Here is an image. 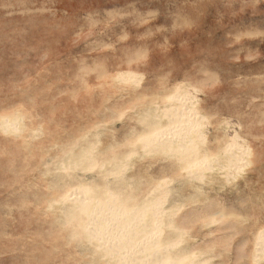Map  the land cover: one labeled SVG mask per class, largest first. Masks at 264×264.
Here are the masks:
<instances>
[{"label":"rangeland","instance_id":"obj_1","mask_svg":"<svg viewBox=\"0 0 264 264\" xmlns=\"http://www.w3.org/2000/svg\"><path fill=\"white\" fill-rule=\"evenodd\" d=\"M180 104L206 171L135 143ZM81 188L154 199L142 247L157 230L192 264H264V0H0V264L159 262L114 259L108 213L68 214Z\"/></svg>","mask_w":264,"mask_h":264},{"label":"bare ground","instance_id":"obj_2","mask_svg":"<svg viewBox=\"0 0 264 264\" xmlns=\"http://www.w3.org/2000/svg\"><path fill=\"white\" fill-rule=\"evenodd\" d=\"M127 78H133V76L127 75ZM184 96H186V95H184ZM171 98L172 97L169 96L167 99L171 100ZM177 98H179V97H177ZM188 100H189V98H188ZM186 101H187V99H186ZM186 101L183 100L182 103L187 104ZM182 105L183 104H180L177 107H173L170 110L164 109L165 112H164L163 116H167L166 118L168 119V121L170 123L167 124L162 129V127H160V124H159V123H161V121L158 119L154 120L152 123H150L148 125L149 131L147 133H145L144 135L140 136V138H138L135 141V143H139L141 145L143 152L146 151V149H149V150L151 149V151L154 150L156 152L157 151L160 152L161 154L162 153L168 154V155L175 157L177 160L180 161V163L181 162L186 163L185 169H187L188 171L190 170V172L193 169L206 171V169H210L211 164L215 160V157L211 156L212 158L211 157L208 158L205 155L203 156V154H202V156L200 155L199 149H200V145L202 143V136H201L202 132L200 134V132L198 130H199V127L200 128L202 127L200 125L201 123L198 120H194V118L190 119L187 116V114L185 115L186 111L184 112L182 110L183 109L182 107L184 106V105L183 106ZM186 109H188V108H186ZM147 117H148V115H147ZM199 119H201V117ZM8 125H6V126L8 127ZM165 131L166 132L169 131L168 134H169V136L170 135L171 136L168 138H165L166 136H164V138H162L163 137L162 135L164 134ZM203 138H204V136H203ZM135 143H132V144H135ZM231 144L229 146L226 145L227 146L226 149L231 150L233 148V147H231V146H233V143H231ZM234 144H235V142H234ZM201 146H203V145H201ZM229 147H231V148H229ZM235 147H237V146H235ZM226 151H228V150L224 151L228 156L225 159L226 160L225 162H228V166H229L231 164V160L228 159V157H230L231 153L226 152ZM89 152H85L84 154L82 153L83 155L81 156L80 159H77V160L74 159L72 162H70L68 160L66 166H68V162H70L69 165L71 164L74 167L81 165L83 163L82 159H85L86 155L89 156ZM245 152L247 153L246 150H245ZM223 155H225V154H223ZM245 156L248 157V155H245ZM89 157H86V158H88V160H89ZM217 158H219V157H217ZM125 159H126V157H125ZM114 160H113L114 164L112 165L111 170H114V172L118 174L119 172H121L120 169L124 168V167H123L122 163H117V160H115L116 162ZM216 161H217V159H216ZM220 161H221V158H220ZM217 162H215V163H217ZM108 164L110 165V163H108ZM241 166H242V164H241ZM201 174H202V172L200 174H198V176H201ZM199 178H201V177H199ZM78 190H80V189H78ZM95 191L96 190H94V193H96ZM92 192L93 191L89 188H85V189L81 188V190L79 191L80 194H82L84 196H91L92 198L88 197L87 200H89V201H82V199H78L75 202V204H73L74 208L72 210H70L68 214L70 217H74L75 212L77 211L76 212L77 214L79 212L80 214H82V215H84L90 219L91 217L94 216V214H92L94 212V210H93L94 206H96L97 208L103 209L106 212V214L108 213V215H109V218L107 221L108 225H106V226H118L115 233L114 234L112 233V238H109V244H110V246L111 245L113 246L114 251L117 253V257H118V258H114V257H116V256H114L113 258L114 259H122V252H126L128 249H132L135 246H138L139 243H141V241H143L142 238H144V239L146 238V237L140 238V237H138V234L145 232V229H147L148 226H155V227L157 226V224H156L157 221L152 222L150 220V222H149V218H148V214H149L150 210H152V207L156 206L157 203H154V199H152V200L150 199V201H147L145 203H141V205H139V206L138 205L137 206L132 205L134 207H132V206L129 207V206H127L128 203L126 204V202H131V200H132L130 198V201L129 200L126 201L129 197L127 199H122L123 197L122 196L119 197L118 194H116V193H111V192L103 191V190H102L103 193L99 197L96 194H95L96 196L93 197V195H91ZM79 193H77V194H79ZM140 213H142V214H140ZM92 219L93 218H91V221H92ZM148 223H151V224H148ZM139 227H140V229L138 230ZM105 228L106 227L101 228L102 232H104L106 230ZM110 229H111V227H110ZM91 232L92 231H90V233H88V235H87L88 238H90V240H92L91 239V236H92ZM157 232H158L157 230H153L150 233L149 241L147 240L149 242V245L142 247V245H144V243H145V241H144L141 243V246H139L141 252L146 250L145 253L146 254L148 253V255L151 257V258L149 257L148 259L151 260L152 257L155 254H157L159 251V253H160V256L158 258L159 262L156 264H192L191 263L192 257L191 258H188L187 256L182 257L181 255H180L181 256L180 257V256H176L177 254L174 255V253H173L174 251L170 252L169 251L170 246L168 243H167L168 246H165V247H163L165 244L163 246L159 245L157 242V237H156ZM260 232L261 233L258 235L259 237L257 238V240H258V247L257 248H258V252L262 253V252H264V231H260ZM140 239H141V241H140ZM258 252H257V254H258ZM123 255H125V254H123ZM155 257H158V256H155ZM153 262H154V260H153Z\"/></svg>","mask_w":264,"mask_h":264}]
</instances>
